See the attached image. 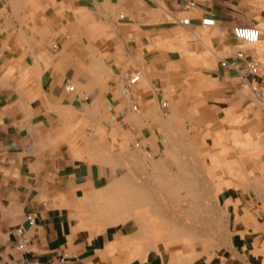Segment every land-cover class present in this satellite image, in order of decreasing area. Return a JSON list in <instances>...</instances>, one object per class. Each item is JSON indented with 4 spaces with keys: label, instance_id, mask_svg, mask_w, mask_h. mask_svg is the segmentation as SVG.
Segmentation results:
<instances>
[{
    "label": "crops",
    "instance_id": "1",
    "mask_svg": "<svg viewBox=\"0 0 264 264\" xmlns=\"http://www.w3.org/2000/svg\"><path fill=\"white\" fill-rule=\"evenodd\" d=\"M182 1L0 0V264H165L164 228L210 219L212 155L264 131V0ZM228 191L236 261L204 264H264V205Z\"/></svg>",
    "mask_w": 264,
    "mask_h": 264
},
{
    "label": "rangeland",
    "instance_id": "2",
    "mask_svg": "<svg viewBox=\"0 0 264 264\" xmlns=\"http://www.w3.org/2000/svg\"><path fill=\"white\" fill-rule=\"evenodd\" d=\"M246 92L251 91L246 88ZM250 94L253 97V94ZM231 141L233 145L229 144L227 148L226 162H220L224 158L219 153L215 152L212 155L213 193L210 219L204 221L202 212L188 213L186 220L173 229L174 234L171 233L172 229L164 228V234L175 241L162 245L165 264L171 260L175 264H184L191 258L193 260L189 264H204L205 260L217 255L229 262L236 261L233 257L234 247L238 246L234 242L237 231L234 223L236 213L230 202L224 203L219 199V193L223 188H228V195H233L234 199L243 194L245 204L264 205V131L245 136L238 135L232 137ZM224 176L227 178L226 182L223 180ZM244 214L245 219H255L253 212L246 211ZM259 215V221L263 222L264 212H259ZM261 249H264V239Z\"/></svg>",
    "mask_w": 264,
    "mask_h": 264
},
{
    "label": "built area",
    "instance_id": "3",
    "mask_svg": "<svg viewBox=\"0 0 264 264\" xmlns=\"http://www.w3.org/2000/svg\"><path fill=\"white\" fill-rule=\"evenodd\" d=\"M199 0H183L182 1V7L184 11L186 12H192L197 8ZM184 26H190L191 25V20L190 18H186L181 22ZM201 25L203 27H213L215 26V20L211 18H204L201 21ZM233 35L235 38L243 41L246 44L252 45L256 44L259 42L261 33L260 30L256 27H247V26H238L235 27L233 30ZM57 48V46H55ZM236 58L242 62L246 63L248 73L250 76L257 78L261 76V66L260 63L257 60H254L253 58H248L247 55L240 51L236 54ZM222 67H226L228 65V62L223 60L221 62ZM141 78V73L136 72L133 75L126 74L125 79L129 82L130 85H135L140 81ZM251 91L254 94V97L257 99L259 103L264 105V87L259 85L258 83H252L251 84ZM68 91H74V87L70 86L67 88ZM163 107H167V103L163 104ZM133 111L138 112L137 106H133ZM136 148H140V143L135 144ZM27 221L30 225L34 224V217L32 215L27 216ZM18 236L23 237L24 236V231L23 229H18L17 230ZM25 245L24 243H21L18 245V249L24 250ZM67 258L62 257L60 259V263L63 264ZM29 264H42L40 261H32Z\"/></svg>",
    "mask_w": 264,
    "mask_h": 264
}]
</instances>
